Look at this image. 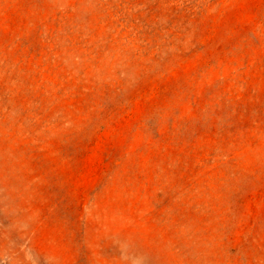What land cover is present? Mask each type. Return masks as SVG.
Masks as SVG:
<instances>
[{
    "label": "rangeland",
    "instance_id": "374dc122",
    "mask_svg": "<svg viewBox=\"0 0 264 264\" xmlns=\"http://www.w3.org/2000/svg\"><path fill=\"white\" fill-rule=\"evenodd\" d=\"M0 264H264V0H0Z\"/></svg>",
    "mask_w": 264,
    "mask_h": 264
}]
</instances>
